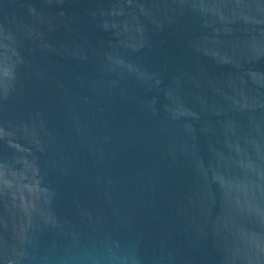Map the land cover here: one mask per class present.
Masks as SVG:
<instances>
[{
    "label": "water",
    "instance_id": "95a60500",
    "mask_svg": "<svg viewBox=\"0 0 264 264\" xmlns=\"http://www.w3.org/2000/svg\"><path fill=\"white\" fill-rule=\"evenodd\" d=\"M0 264H264V0H0Z\"/></svg>",
    "mask_w": 264,
    "mask_h": 264
}]
</instances>
